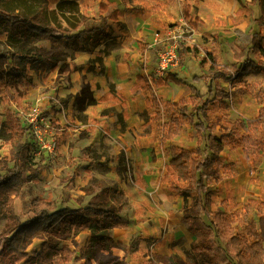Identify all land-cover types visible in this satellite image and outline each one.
Instances as JSON below:
<instances>
[{
	"label": "crops",
	"instance_id": "0c3cea01",
	"mask_svg": "<svg viewBox=\"0 0 264 264\" xmlns=\"http://www.w3.org/2000/svg\"><path fill=\"white\" fill-rule=\"evenodd\" d=\"M101 3L110 4L103 17L118 10V22L123 25L109 21L107 30L113 29V32L100 46L73 50V54L64 57L45 73L48 81L44 78L39 89L47 90L50 85L52 101L46 96H36L35 92H29V101H34L32 107H42L50 122L57 126L71 127L77 123L78 126H88L94 122L97 128L102 129L101 132L93 130L91 134L97 139H90L88 143L93 145L108 134L116 153L122 155L116 161L119 165L116 171L122 180V188L127 192V202L125 205L118 200L102 203L120 206L121 217L128 224L111 231L114 242L125 245L127 251L114 250L131 254L128 246L135 244L133 238L139 235L143 238L138 239L134 250L143 252L148 264H187L188 255L200 254L194 251L198 236L189 232L183 221L186 207L192 213L194 201L187 204L190 197L175 195L162 178L173 149L195 151L202 137L186 122L177 138L163 144L162 126L169 120V117H164L166 106L163 104L189 99L193 90L206 94L209 88L207 79L217 72L213 67H223L232 73L233 66L249 57L264 68V0H132L131 3L104 0L99 5ZM185 7H188L186 12ZM98 15L90 18L99 19L100 9ZM177 33L184 34L186 46L196 50L180 63L176 72L161 76L157 70L162 42ZM157 34L163 38L161 43H157ZM254 34L261 35L259 56L251 50ZM72 45L82 48L85 44ZM170 73L185 84L171 81L165 86L156 85L158 78L166 80ZM141 78L146 83L140 82ZM243 80V87L264 89V69L248 73ZM221 86L227 95L208 108L210 124H217L216 137L229 130L230 122L256 119L262 107L255 94L241 95L231 82L221 81ZM153 97L158 100V107H151ZM157 114L162 120L156 119ZM89 127L86 130L88 134L92 129ZM64 132L70 131L66 128ZM66 133L61 135L64 147L70 139ZM241 144L233 141L225 147L221 154L224 164L239 161L245 166L251 165ZM262 167L264 161L257 170H262ZM260 184L252 193L254 197H249L251 200L264 199V180ZM231 193L232 190L229 195ZM88 232L83 230L76 238L79 244L77 256L90 239L91 231L88 229ZM82 236L85 239L80 245ZM35 243L41 245L38 239L32 246ZM71 248L76 249L74 246Z\"/></svg>",
	"mask_w": 264,
	"mask_h": 264
},
{
	"label": "trees",
	"instance_id": "16d2710c",
	"mask_svg": "<svg viewBox=\"0 0 264 264\" xmlns=\"http://www.w3.org/2000/svg\"><path fill=\"white\" fill-rule=\"evenodd\" d=\"M109 8L110 4L101 3L99 5L101 17L84 18L79 26L82 30L72 36H65L63 32L50 25L46 8L29 14L10 13L0 8V21L24 27L35 39L51 40L53 44L82 43L95 48L109 37L107 32L109 21H114L119 26L123 25L118 22L120 15L118 10L103 17ZM187 8L185 7V12ZM260 39V34L253 35L251 50L256 56L262 51ZM185 43L182 41L179 45L180 63L196 50L187 47ZM11 57L15 58L12 54H0V85H3V90H0L3 92L0 93H5L10 84V77L4 70V64L9 62ZM263 69L249 57L243 63L233 66L232 73L223 67H213L217 72L207 79L209 88L206 94L193 90V95L189 99L163 104L166 106L164 117H169L168 122L162 126L163 144L177 138L186 122L190 123L202 137L195 151L173 149L162 181L167 183L169 190L175 195L194 197L192 213L185 215L183 221L187 224L189 232L198 236L194 251L206 257V264H264V199L251 200L245 206V215L256 211L258 219L246 222L245 233H237L231 218L221 210L214 209L212 191L209 188L210 182L220 183L226 176L232 175V166L224 164L221 154L226 146L233 143L234 138L241 139L245 158L253 169H258L264 161V89L257 86L243 87L245 75ZM17 77L21 78L20 75ZM139 81L146 83L142 78ZM171 81L178 85L185 84L170 73L166 80L158 78L156 85L165 86ZM221 81L231 82L232 87L238 89L241 95L255 94L262 107L256 119L228 122L229 130L221 137H216L214 131L217 124L213 126L210 124L208 108L210 104L227 95ZM152 102L151 107H158L159 103L155 97ZM156 119L162 120L160 114H157ZM3 128L10 138V159L13 168H7L6 174L0 176V207L6 219L5 228L0 234V264H102L100 261L102 254L114 249L127 251L125 245L116 244L111 236L112 230L128 225L121 217L120 206L100 204L88 206L84 210L71 208L55 210L51 197L38 198L31 205L34 216L21 222L14 211L17 183L21 181L23 174L35 172L37 176L41 174L43 168H35L33 157L24 141L29 128L22 125L14 112L7 111ZM85 228L91 231V236L77 256L79 244L76 238ZM36 239L41 241L40 249L28 252ZM71 246L76 249L72 250ZM135 247L132 244L131 248Z\"/></svg>",
	"mask_w": 264,
	"mask_h": 264
},
{
	"label": "rangeland",
	"instance_id": "374dc122",
	"mask_svg": "<svg viewBox=\"0 0 264 264\" xmlns=\"http://www.w3.org/2000/svg\"><path fill=\"white\" fill-rule=\"evenodd\" d=\"M100 1L104 0H0V8L10 13L25 14L46 8L50 25L63 32L65 36H72L82 30L79 26L84 18L99 16ZM126 1L131 3L132 0ZM107 32L109 31L107 30ZM110 32H113V29ZM76 45H72L70 42L67 45L52 44L49 40L35 39L24 27L0 21V54L15 56L4 64V70L10 77V84L5 93H0V176L6 174L7 168H13L10 159V138L3 128L7 111L14 112L21 120L22 125L27 128L28 126L23 123L21 111L32 108L34 101H29V92H35L38 97L46 96L45 98L48 97L52 101V95L49 94L50 85L47 90L43 87L39 89V85L43 84L44 78L48 81V76L46 77L45 73L52 70L54 64L64 57L73 54V50L91 49L86 45H83L82 48ZM17 75H20L22 81ZM0 90H3V85H0ZM39 108L43 112V116L48 117L47 113L43 111L44 109ZM145 117L149 118L148 115ZM90 125L92 126L89 127ZM95 125L94 122H91L88 126L85 124L78 126L77 123L76 126L61 127L51 122L52 132L44 134L43 139L48 142L54 137L58 142V148L55 153L44 149L41 155L37 154L39 136L29 130L24 141L33 157L35 168L42 167L43 171L37 176H35V172L25 173L21 181L17 183L14 211L21 222L34 216L31 205L38 198L51 197L55 210L66 207L73 210H84L88 206L108 203L112 200L126 204L127 192L122 188V180L116 171L119 167L116 165V161L122 155L116 153L117 149L108 134L93 145L88 143L90 139L95 138L94 134H91L92 131L102 129ZM83 126H85L84 129H81ZM88 127L92 128L89 130V134L86 131ZM66 128L70 132H64ZM63 133L70 137L69 143L65 147L63 137H61ZM81 141L82 143H80ZM233 141L241 143L240 138H234ZM227 164L233 168L232 175L229 174L220 183L210 182V190L213 193L215 208L231 218L237 233H245L246 222L257 220L258 215L256 211L245 215L244 203L248 205L251 200L249 197H254L252 193L262 185L260 183L264 180V167L262 170H255L252 165H246V167L239 161ZM92 166L94 168L90 169ZM221 174L223 175L224 172ZM231 190L232 193L229 195ZM189 201L193 203L194 198L190 197L186 203L189 204ZM187 214L190 212L186 207ZM5 224L6 219L0 207V234L4 230ZM85 232L89 233L88 228L84 229ZM139 238L143 237L135 235L133 238L135 244ZM84 239L85 236L79 239L80 245L83 244ZM131 246L132 244L128 246L130 251L134 249ZM39 247V244L35 243L29 247L28 252L39 250ZM144 249L148 252L145 245ZM134 251L131 254H125L120 250L106 252L100 256V261L102 264H148L143 257V252L140 253L139 249L138 252ZM188 258L187 264H206V257L202 254H191L188 255ZM175 262L176 260H173V263Z\"/></svg>",
	"mask_w": 264,
	"mask_h": 264
},
{
	"label": "built area",
	"instance_id": "2783aa9c",
	"mask_svg": "<svg viewBox=\"0 0 264 264\" xmlns=\"http://www.w3.org/2000/svg\"><path fill=\"white\" fill-rule=\"evenodd\" d=\"M157 43H161L163 38L160 34L156 35ZM172 39V41L168 40ZM167 41L162 42L163 46L159 51V65L157 73L165 75L169 72H176L180 67L179 59V45L184 41V34L177 33L174 37L168 38ZM21 117L24 119L23 123L27 125L29 130H32L39 136V151L38 155L43 153L44 149H48L50 153H55L58 148V142L52 137L48 142L44 141V134L51 133V122L47 117L43 116L40 108L32 107L26 111H21Z\"/></svg>",
	"mask_w": 264,
	"mask_h": 264
}]
</instances>
